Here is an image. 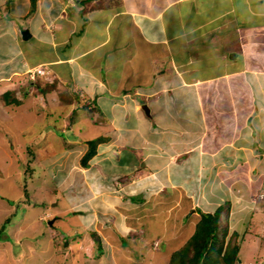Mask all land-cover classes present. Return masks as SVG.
<instances>
[{"label":"crops","instance_id":"crops-1","mask_svg":"<svg viewBox=\"0 0 264 264\" xmlns=\"http://www.w3.org/2000/svg\"><path fill=\"white\" fill-rule=\"evenodd\" d=\"M31 6L0 0V38L11 41L0 50V82L25 73L43 86L51 80L46 92L57 96L55 114L69 112L71 130L92 135L86 140L102 134L86 180L118 193L109 188L94 215L108 213L106 197L127 213L143 208L145 196L151 207L152 194L186 212V233L169 263L201 212L222 206L213 203L226 198L222 184L238 199L249 170L264 165V0H37L34 12ZM138 208L132 213L141 215ZM170 228L159 220L153 230L161 237Z\"/></svg>","mask_w":264,"mask_h":264},{"label":"rangeland","instance_id":"rangeland-1","mask_svg":"<svg viewBox=\"0 0 264 264\" xmlns=\"http://www.w3.org/2000/svg\"><path fill=\"white\" fill-rule=\"evenodd\" d=\"M10 46V36H2L0 50ZM27 76L30 74L0 82V89L7 90H0V228L6 224V236L0 239V264H167L169 252L185 236L186 212L168 207L170 201L152 194L148 201L151 207L145 206V196L141 199L143 208H124L127 213L118 212L122 206H117L115 197H106L108 213L94 215L104 205V193L115 189L104 182L86 180L93 176L88 170L92 158L88 167L81 159L88 149L85 137L92 135L83 129L82 134L71 130L74 121L65 109L55 114L57 96L46 92L54 86L51 80H43L47 82L43 86L35 77L38 80L33 87ZM66 99L72 101L71 97ZM96 135L94 138L102 134ZM248 179V184L235 191L238 199L222 184L227 189L226 198L213 202L223 207L218 234L221 241L217 244L225 251L231 241L238 242V264H263L264 165L251 168ZM137 208L142 209L141 215L132 213ZM151 216L153 223L148 225ZM159 220L171 223L161 237L153 230ZM96 231L101 244L95 238ZM162 243L168 245L165 256L160 252ZM208 256L207 264H226L222 253Z\"/></svg>","mask_w":264,"mask_h":264},{"label":"trees","instance_id":"trees-1","mask_svg":"<svg viewBox=\"0 0 264 264\" xmlns=\"http://www.w3.org/2000/svg\"><path fill=\"white\" fill-rule=\"evenodd\" d=\"M31 3V11L34 12L37 8V0H31ZM103 140L104 137L102 136L87 140L88 149L81 159L84 167L89 166V159L97 153V144ZM25 191L29 194L27 187ZM222 210L223 207L220 206L214 212H201V219L197 223L194 234L190 237L184 247L172 254L169 264H207V262L210 261L208 255H212L214 252H219L220 255L222 253L226 264L239 263L241 256L239 255L241 252L240 243L235 241L232 243L231 241L229 245L227 244L225 251H221L222 247L217 244L221 241L218 234L220 230L219 226ZM5 225L4 222L0 228V239H3L4 236H6ZM94 235L98 244H101L100 235L97 232H94ZM227 243H229V241Z\"/></svg>","mask_w":264,"mask_h":264},{"label":"water","instance_id":"water-1","mask_svg":"<svg viewBox=\"0 0 264 264\" xmlns=\"http://www.w3.org/2000/svg\"><path fill=\"white\" fill-rule=\"evenodd\" d=\"M22 36H23V39L27 40L31 37V33H30V30L28 28H25L22 30ZM142 108L144 109L145 113L150 116V108L148 107L147 104H143L142 105Z\"/></svg>","mask_w":264,"mask_h":264},{"label":"clouds","instance_id":"clouds-1","mask_svg":"<svg viewBox=\"0 0 264 264\" xmlns=\"http://www.w3.org/2000/svg\"><path fill=\"white\" fill-rule=\"evenodd\" d=\"M32 79H34V80H35V77H34V78H32Z\"/></svg>","mask_w":264,"mask_h":264},{"label":"built area","instance_id":"built-area-1","mask_svg":"<svg viewBox=\"0 0 264 264\" xmlns=\"http://www.w3.org/2000/svg\"><path fill=\"white\" fill-rule=\"evenodd\" d=\"M33 78H34V76H33Z\"/></svg>","mask_w":264,"mask_h":264}]
</instances>
